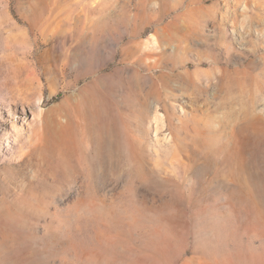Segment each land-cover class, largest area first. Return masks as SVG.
I'll return each mask as SVG.
<instances>
[{
  "label": "rangeland",
  "instance_id": "1",
  "mask_svg": "<svg viewBox=\"0 0 264 264\" xmlns=\"http://www.w3.org/2000/svg\"><path fill=\"white\" fill-rule=\"evenodd\" d=\"M232 18L0 0V264H264V39Z\"/></svg>",
  "mask_w": 264,
  "mask_h": 264
},
{
  "label": "bare ground",
  "instance_id": "2",
  "mask_svg": "<svg viewBox=\"0 0 264 264\" xmlns=\"http://www.w3.org/2000/svg\"><path fill=\"white\" fill-rule=\"evenodd\" d=\"M232 3L233 4L230 5L224 0L226 11L231 9V12L234 15V18H232L230 24L235 27L234 33L239 35V39L237 38L236 40L237 43L241 45V47H245V45L249 43L254 45V43L252 42V37H257V39H264V18L253 21L252 14L250 13V6L248 5V0H232ZM224 16L227 17V13H225ZM238 17L239 19L236 20V18ZM256 34L259 36H256ZM262 47L264 48V43ZM37 102V100L34 101L36 109L32 110L33 116H35L36 114L40 115L41 113V110L39 109L40 106H38ZM24 105L25 103H22L23 108ZM34 122L35 119L29 121L28 127L31 131H33L32 127ZM13 127L15 128L16 124H14Z\"/></svg>",
  "mask_w": 264,
  "mask_h": 264
}]
</instances>
